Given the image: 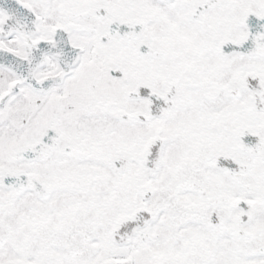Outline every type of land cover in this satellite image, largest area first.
Wrapping results in <instances>:
<instances>
[{
	"label": "snow or ice",
	"instance_id": "1",
	"mask_svg": "<svg viewBox=\"0 0 264 264\" xmlns=\"http://www.w3.org/2000/svg\"><path fill=\"white\" fill-rule=\"evenodd\" d=\"M0 264H264V0H0Z\"/></svg>",
	"mask_w": 264,
	"mask_h": 264
}]
</instances>
